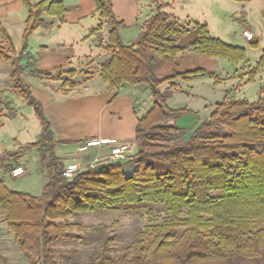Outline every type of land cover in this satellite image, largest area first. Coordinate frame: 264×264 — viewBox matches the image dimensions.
<instances>
[{
    "label": "trees",
    "instance_id": "obj_1",
    "mask_svg": "<svg viewBox=\"0 0 264 264\" xmlns=\"http://www.w3.org/2000/svg\"><path fill=\"white\" fill-rule=\"evenodd\" d=\"M19 1L27 10L21 48L15 55L11 38L0 25V36L7 44L0 39V59L12 63L11 91L32 109L40 124L38 139L27 146L37 148L39 165L48 174L37 197L12 191L0 180V212L20 249L34 252L37 264H53L57 241L81 240L65 230L68 218L161 206L165 213L161 223L145 226L118 259L111 257L106 241L88 264H264V96L249 102L226 94L208 119L184 131L168 124L189 113L166 106L176 86L171 83L164 91L159 86L175 80L189 82L207 73L196 69L163 80L154 76L186 51L238 64L246 61L245 50L211 37L205 25L196 23L191 28L198 38L185 48L178 47L189 29L163 12V4H157L134 42L125 46L119 34L124 25L115 20L110 2L93 0L99 18L109 27L112 48L101 67V81L110 90L129 85L151 92L154 85L156 92L151 93V108L137 119L132 155L100 171L87 168L66 179L51 124L21 79L22 62L30 60L28 38L43 14L61 20L66 9L60 0ZM261 16L264 19V10ZM249 47L257 49L258 41L251 40ZM33 67L34 75H40L34 63ZM263 69L264 49L245 74L246 84ZM213 82L218 84L216 78ZM62 86L73 87L66 82ZM128 168H132L130 175Z\"/></svg>",
    "mask_w": 264,
    "mask_h": 264
},
{
    "label": "crops",
    "instance_id": "obj_2",
    "mask_svg": "<svg viewBox=\"0 0 264 264\" xmlns=\"http://www.w3.org/2000/svg\"><path fill=\"white\" fill-rule=\"evenodd\" d=\"M60 1L66 9L62 19L43 14L39 27L28 38L26 48L35 69L41 73L33 79L34 85L29 84L30 91L41 104L51 124L53 138L57 143L55 150L65 156L70 152L77 154L80 145L98 139L102 144L100 149L108 152L112 147L128 143L134 144L135 151L137 119L151 108V92L144 86L108 89L101 82L98 71L91 70L96 67L94 59L100 54L97 40L100 35L108 34V25L99 18L93 0ZM108 1L115 20L124 25L119 30L122 43L132 44L140 27L155 13V5L151 0ZM156 1L164 5L162 11L173 17L178 25L189 29V32L178 40V47L185 48L198 38L191 28L194 23L205 25L209 35L224 44L239 47L238 44L227 42L222 34L228 27H233V23H229L234 15L231 11L217 6L210 7L206 9L210 13V21L204 20L200 24L196 15L201 13V0ZM262 11L263 9L261 13ZM26 18L27 10L19 0H0V25L11 38L15 51L21 48ZM244 30L248 29L243 28L240 34H237L247 45V48L239 47L246 52V61L243 63L248 62L249 52H256V64L264 49V43L262 45L258 42L257 49H251L248 47L249 41L242 35ZM252 35L254 36L253 33ZM240 64L242 63L231 64L216 58L207 59L186 51L179 54L174 62L166 63L156 70L154 76L158 80L196 69L207 73L206 76L189 82L175 80L159 86L160 91L167 89L171 83L176 86V90L166 101L169 109L189 111L168 124L184 131L192 130L198 123L209 118L215 110V105L222 102L226 94L232 99H241L240 96L245 94L241 91L254 85L257 78L249 84L244 81L238 96L235 92L231 94L234 83L243 80L241 74L245 73V67H250L246 64L244 68H240ZM9 77L10 73L0 72V81L9 80ZM45 78L70 81L73 83L72 90L67 95H62L50 89L42 81ZM213 78L218 80V84H214ZM89 151L94 153L96 148H90ZM57 157L62 159L59 155ZM86 158L88 161L94 160L93 157ZM0 223H4L2 218Z\"/></svg>",
    "mask_w": 264,
    "mask_h": 264
},
{
    "label": "rangeland",
    "instance_id": "obj_3",
    "mask_svg": "<svg viewBox=\"0 0 264 264\" xmlns=\"http://www.w3.org/2000/svg\"><path fill=\"white\" fill-rule=\"evenodd\" d=\"M200 2L202 5L201 13L196 15L200 24L204 20L210 21V13L206 9L217 6L234 14L233 18L229 20V23H233L232 29L228 27V30L222 33L223 38L227 42L247 48L244 39L237 35L243 28H246L248 30L244 31L254 34L251 40H256L263 45L264 19L261 16V10H264V0H251L249 3H237L233 0H201ZM153 4L156 10V6L159 3ZM0 39L4 45H7L1 36ZM98 39L97 44L100 47V54L94 59L96 67L91 70L94 72L98 71L100 76L101 67L110 57L112 48L108 42V34L104 33ZM19 51H15V55H18ZM254 55H256V52L248 53V62L246 64H249L250 67L246 68L244 63L238 66L240 68L245 67L243 70L245 73L241 74L243 80L235 82L233 87H231V94L235 92L234 94L238 96L237 93H240L241 85L244 81H247L245 74L255 66ZM11 70L12 63L0 59V72L11 73ZM34 74L33 62L24 60L21 72L22 82L28 86L29 84L34 85L32 83L36 76ZM255 78L257 79L254 85H250L241 91L245 93L243 96L239 95L241 99L255 102L260 96H264V94L261 95L264 89V69ZM42 81L50 89L56 90L62 95H67L72 90L68 86H62L63 82L73 86V83L67 80L45 78ZM105 85L107 86V84ZM124 86L128 87L129 85ZM11 89L10 80L0 81V180L12 191L37 197L40 196L48 180V174L39 165L37 148H29L27 144L34 143L38 139L41 127L32 109L14 94ZM12 115H14L13 118H11ZM78 152L77 154L66 153L67 155L65 156L57 153L56 150V155L62 158L60 160L65 167L75 165L78 167L79 172L90 168L95 160L100 162L103 159L100 163L107 162L106 160L110 155V150L108 152V150L100 148H96L94 153L89 150L81 152L78 148ZM86 157H93L94 160L88 161ZM16 168H22L24 171L23 175L13 177L12 172ZM125 171L127 175H130L132 168L125 169ZM164 216L163 208L156 206L148 211L120 209L116 212H94L68 218L66 221L68 227L65 230L75 237H80L81 240L57 241L52 249L53 264H88L89 259L102 250L106 241H108L111 257L118 259L123 254L126 246L136 241L145 226L151 223H161ZM0 218L4 222L0 223V264H37L38 257L35 256L34 252H23L20 249L19 244L15 240V234L8 227L1 212Z\"/></svg>",
    "mask_w": 264,
    "mask_h": 264
},
{
    "label": "built area",
    "instance_id": "obj_4",
    "mask_svg": "<svg viewBox=\"0 0 264 264\" xmlns=\"http://www.w3.org/2000/svg\"><path fill=\"white\" fill-rule=\"evenodd\" d=\"M242 35L248 41L251 40V38H252V33L248 32V31H244L242 33ZM101 146H102V144H101L100 140L93 139V140L86 141L85 143L80 145L78 148H79V151L82 152V151H87L90 148H101ZM133 152H134V144L128 143V144L115 146V147H112L110 149V155L108 156L107 160L106 159L105 160L107 162L124 161L128 156L132 155ZM100 162L95 160L93 162V164L90 166V168H96V166ZM77 172H79L78 167L75 165H70V166L65 167L63 174H64V177L66 179H71ZM23 173H24V171L22 168H16L13 170L12 176L13 177H19V176L23 175Z\"/></svg>",
    "mask_w": 264,
    "mask_h": 264
},
{
    "label": "water",
    "instance_id": "obj_5",
    "mask_svg": "<svg viewBox=\"0 0 264 264\" xmlns=\"http://www.w3.org/2000/svg\"><path fill=\"white\" fill-rule=\"evenodd\" d=\"M156 92V88L154 85H151V93L154 94ZM109 166H112V163L110 162H102V163H99L97 166H96V169L98 171L104 169V168H107Z\"/></svg>",
    "mask_w": 264,
    "mask_h": 264
}]
</instances>
